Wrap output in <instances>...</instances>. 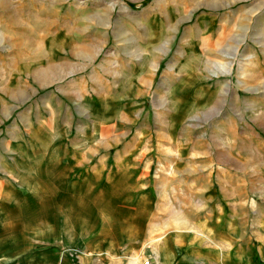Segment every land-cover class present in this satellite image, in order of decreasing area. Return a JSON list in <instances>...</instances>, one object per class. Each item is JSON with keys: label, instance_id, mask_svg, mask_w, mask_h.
I'll use <instances>...</instances> for the list:
<instances>
[{"label": "rangeland", "instance_id": "374dc122", "mask_svg": "<svg viewBox=\"0 0 264 264\" xmlns=\"http://www.w3.org/2000/svg\"><path fill=\"white\" fill-rule=\"evenodd\" d=\"M216 41H226L229 56L213 61L183 56L184 47L191 49L195 44V51L200 46L206 53L208 44ZM49 42L59 48L46 59L43 56L52 54L46 51ZM238 43L242 47L239 54L235 50ZM24 60L31 64H23L26 70L18 73ZM142 62L151 70L147 84L136 81L134 93L115 102L118 72ZM217 67L240 79L229 84L220 80L218 86L223 88L239 89L245 77L257 75L264 82V0H0V155H5V144L13 140L11 129L16 124L24 140H29L20 114L28 106L43 109L47 103L52 110L41 119L46 124L55 119L51 135L86 137L85 144L72 147L84 145L87 167L97 166L109 173L114 168H146L149 175L143 178L151 189L162 184L167 187L168 201L189 207L193 203L187 187L200 183L202 177L179 173L207 163L191 159L193 138L215 136L220 141L225 133L226 138L247 141V151L252 143L263 141L257 145L264 151V86L258 94L242 95H234L235 91L193 94V89L185 88L191 82L186 77L194 73L207 76ZM95 68L108 80L110 95L96 97L103 104L102 123L93 128L88 121L78 133L79 122L70 128L66 118L82 119L85 113L79 107L91 96L55 95L69 84L75 88L74 79L93 78ZM50 69L57 82L34 83L37 90L33 94H21L22 87L25 91L32 86L27 85L31 77ZM199 82L198 87H216L210 79ZM84 83L78 87L85 88ZM86 119H93V114L88 113ZM43 136H38L42 141L33 149L38 154L46 152L48 139ZM48 147L67 148L55 142ZM181 150L182 156H178L176 152ZM9 156L7 161L14 164L13 157L18 155ZM256 171L260 170L254 158L247 159L246 264H264V191H254L260 183ZM0 181H4L1 175ZM178 182L182 187L175 190L182 191L181 199L174 197L171 188Z\"/></svg>", "mask_w": 264, "mask_h": 264}, {"label": "crops", "instance_id": "0c3cea01", "mask_svg": "<svg viewBox=\"0 0 264 264\" xmlns=\"http://www.w3.org/2000/svg\"><path fill=\"white\" fill-rule=\"evenodd\" d=\"M222 42L209 43L206 53L200 46L195 51V44L191 49L184 47L183 56L197 60L201 56L212 61L219 56L227 57L230 54L227 43ZM47 46L46 51L52 54L43 57L51 59L59 47L54 42ZM241 48L238 43L237 54ZM29 61H22L18 73L26 70ZM94 72L93 78L74 79V83L85 82V88L69 84L57 95L53 94L95 97L85 98L79 107L80 113H85L82 119L66 118V126L70 128L79 122L78 133L86 128L88 121L93 128L102 123L103 104L96 97L110 95L108 80H104L101 69L95 68ZM150 74L149 65L143 62L136 68L131 63V69L126 72L121 69L115 80V102L134 93L136 81L147 84ZM33 77L27 81L32 86L25 91L22 87L21 94H33L37 90L34 83L40 86L57 82L51 69ZM260 77H245L243 88H223L218 86L220 80L229 84L240 79L217 67L207 76L194 73L186 77L191 82L185 88L202 95L227 91H235L234 95L258 94L264 86ZM205 79L213 80L216 87H198L202 85L199 81ZM50 106L47 103L43 109L28 106L20 114V121L29 131V140H24L20 125L16 124L11 129L13 140L5 144V155H0V175L4 179L0 181V264H129L136 258H149L155 264H246V164L247 159L254 158L260 170L256 171L260 183L254 191L262 193L264 151L257 144L263 141L252 143L254 146L247 151V141L226 138L224 130L220 141L215 136L206 140L193 138L191 159L207 163L180 171L179 174L202 177L200 183L187 187L193 204L183 207L180 201L167 200L164 185L151 189L143 178L149 175L146 168H114L109 173L97 166L87 167L88 152L84 145L78 149L72 147V144H85L86 137L51 135L55 119H50V124L41 119L43 113L51 112ZM88 113L93 114V119H86ZM38 129L43 131L39 133ZM39 135L48 139L45 154L33 150L42 141ZM231 138L233 142L227 143L226 139ZM52 142L65 144L67 148L50 149L48 144ZM182 153V150L176 152L178 156ZM9 155H18L13 157L14 164L7 161ZM178 183L171 188L176 193L174 197L181 199L182 191L175 190L182 187Z\"/></svg>", "mask_w": 264, "mask_h": 264}, {"label": "built area", "instance_id": "2783aa9c", "mask_svg": "<svg viewBox=\"0 0 264 264\" xmlns=\"http://www.w3.org/2000/svg\"><path fill=\"white\" fill-rule=\"evenodd\" d=\"M129 264H155V263L149 258H142L140 261L131 262Z\"/></svg>", "mask_w": 264, "mask_h": 264}]
</instances>
